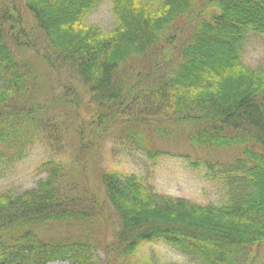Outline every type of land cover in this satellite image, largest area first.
<instances>
[{"label":"trees","instance_id":"16d2710c","mask_svg":"<svg viewBox=\"0 0 264 264\" xmlns=\"http://www.w3.org/2000/svg\"><path fill=\"white\" fill-rule=\"evenodd\" d=\"M105 1L0 0V168L36 145L56 154L34 188L0 194V264H140L158 244L199 264H247L264 245V68L243 55L249 34L264 36V0H113L102 32L87 20ZM111 137L151 161L167 154L157 138L234 151L184 157L223 202L99 167ZM233 245L245 249L224 253Z\"/></svg>","mask_w":264,"mask_h":264},{"label":"rangeland","instance_id":"374dc122","mask_svg":"<svg viewBox=\"0 0 264 264\" xmlns=\"http://www.w3.org/2000/svg\"><path fill=\"white\" fill-rule=\"evenodd\" d=\"M87 23L97 26L102 32L112 30L115 24L113 0H106L88 17ZM243 60L246 66L251 69L264 68V36L249 34L244 44ZM83 115L87 119L90 117L85 111ZM122 142L123 140L111 137L106 145L109 149H105L101 153L103 156L99 167H111L147 178L156 191L164 195L191 200L201 205L223 202L225 190L206 178L204 165H201L198 170H193L184 157L190 156L191 160L201 158L205 162H215L216 160L227 162L235 155L234 151H213L214 157H212L206 151L192 149L179 137L157 138L155 139V147L167 154L151 161L139 150L126 151ZM113 148L117 155L114 154L111 157L109 151ZM130 153L132 155L128 156ZM75 154L76 152L69 150L68 147L63 152L65 159L71 162L75 159ZM55 155L49 148L36 145L29 150L21 161L7 163L1 167L0 194L7 189L21 193L34 188L37 181L45 177L40 167ZM84 157L90 162L94 159L90 173L96 177L98 174V153L93 155L87 153ZM100 256L104 258L102 253ZM248 257L247 264H264V245L254 247ZM136 260L135 262L140 264L150 260H155L160 264H199L190 261L188 257L181 255L171 247L161 244L143 247Z\"/></svg>","mask_w":264,"mask_h":264},{"label":"bare ground","instance_id":"6f19581e","mask_svg":"<svg viewBox=\"0 0 264 264\" xmlns=\"http://www.w3.org/2000/svg\"><path fill=\"white\" fill-rule=\"evenodd\" d=\"M263 174H264V170L262 171ZM222 243H224L223 245H227L228 243H225V241L221 240ZM236 243V242H235ZM236 245H233V246H230L228 249L234 247ZM245 249V247H241V246H237V247H234V249L232 251H227V246H226V250L224 251V253H227V254H240L243 250Z\"/></svg>","mask_w":264,"mask_h":264}]
</instances>
